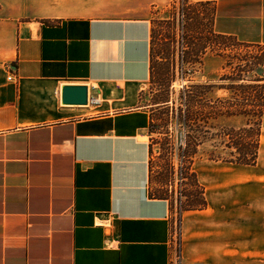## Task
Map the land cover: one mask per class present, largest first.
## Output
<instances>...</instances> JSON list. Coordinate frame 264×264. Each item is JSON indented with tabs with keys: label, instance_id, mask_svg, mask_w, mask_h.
<instances>
[{
	"label": "crops",
	"instance_id": "1",
	"mask_svg": "<svg viewBox=\"0 0 264 264\" xmlns=\"http://www.w3.org/2000/svg\"><path fill=\"white\" fill-rule=\"evenodd\" d=\"M169 1L70 13L0 0V264H169L178 213L151 190V117L139 103L145 12ZM190 1L213 5L215 32L264 45V0ZM80 84L88 102L62 103V86ZM191 169L207 205L180 214L183 262L264 264V136L253 165L200 156Z\"/></svg>",
	"mask_w": 264,
	"mask_h": 264
},
{
	"label": "rangeland",
	"instance_id": "2",
	"mask_svg": "<svg viewBox=\"0 0 264 264\" xmlns=\"http://www.w3.org/2000/svg\"><path fill=\"white\" fill-rule=\"evenodd\" d=\"M52 1L70 13H85L86 5L96 0ZM145 14L151 18L153 28V70L150 77L139 85V103L147 105L151 117L147 137L151 147L150 187L153 193L167 190L177 210V198L186 200L185 194L197 188L191 184V179L184 177L181 181L179 178L184 127L175 117L174 109L179 105L180 89L190 83V79L211 80L230 86L231 81L217 78L234 71L245 78L264 77V45L243 43L231 35L215 32L211 3L170 0L165 5L151 4ZM236 87L219 89L216 93L224 97L241 96L243 90ZM221 123L241 125L242 120L223 119ZM262 136L264 122L260 144ZM208 146L206 142L205 149H209ZM181 191L185 194L180 195Z\"/></svg>",
	"mask_w": 264,
	"mask_h": 264
},
{
	"label": "trees",
	"instance_id": "3",
	"mask_svg": "<svg viewBox=\"0 0 264 264\" xmlns=\"http://www.w3.org/2000/svg\"><path fill=\"white\" fill-rule=\"evenodd\" d=\"M152 32L153 28L151 37ZM152 70L150 63V74ZM190 80L179 91V105L174 109V115L184 127L180 171L182 177L191 179V184L197 188L188 194L181 191L180 195L185 194L187 199L177 198L179 217L183 211L203 209L207 205L204 186L198 182L191 169L197 155L225 163L255 164L264 118V77L245 78L238 71L218 76L219 81H231L230 86L211 80ZM237 82L240 84L237 85ZM236 86L243 90L241 96L224 97L216 93L219 89L229 87L237 89ZM236 118L242 120L241 125L221 123L223 119ZM206 142L209 149H205ZM154 195L169 199L174 206L167 190Z\"/></svg>",
	"mask_w": 264,
	"mask_h": 264
},
{
	"label": "water",
	"instance_id": "4",
	"mask_svg": "<svg viewBox=\"0 0 264 264\" xmlns=\"http://www.w3.org/2000/svg\"><path fill=\"white\" fill-rule=\"evenodd\" d=\"M61 101L65 104L82 105L88 102V88L86 85H63Z\"/></svg>",
	"mask_w": 264,
	"mask_h": 264
},
{
	"label": "built area",
	"instance_id": "5",
	"mask_svg": "<svg viewBox=\"0 0 264 264\" xmlns=\"http://www.w3.org/2000/svg\"><path fill=\"white\" fill-rule=\"evenodd\" d=\"M11 78V77H8ZM94 102L98 101V98H93ZM181 143H183V140H181ZM181 172L179 175V178L181 181L184 179V177L181 176ZM178 213V212H177ZM176 221H178L177 225L173 227L171 231V241H170V262L169 264H186L183 262L182 257H181V251H180V240H179V229H178V224H179V215L177 214Z\"/></svg>",
	"mask_w": 264,
	"mask_h": 264
}]
</instances>
